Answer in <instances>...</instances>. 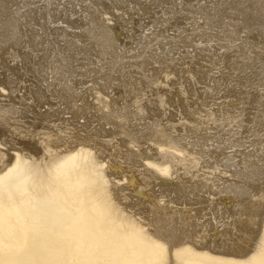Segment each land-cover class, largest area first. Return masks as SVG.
Here are the masks:
<instances>
[{
	"label": "rangeland",
	"instance_id": "rangeland-1",
	"mask_svg": "<svg viewBox=\"0 0 264 264\" xmlns=\"http://www.w3.org/2000/svg\"><path fill=\"white\" fill-rule=\"evenodd\" d=\"M1 140L40 160L79 143L170 247L246 252L264 213V0H0Z\"/></svg>",
	"mask_w": 264,
	"mask_h": 264
},
{
	"label": "bare ground",
	"instance_id": "bare-ground-1",
	"mask_svg": "<svg viewBox=\"0 0 264 264\" xmlns=\"http://www.w3.org/2000/svg\"><path fill=\"white\" fill-rule=\"evenodd\" d=\"M92 152L79 143L41 160L0 151V264H264V213L246 252L188 241L170 247L114 200ZM146 165L171 171L168 163Z\"/></svg>",
	"mask_w": 264,
	"mask_h": 264
}]
</instances>
